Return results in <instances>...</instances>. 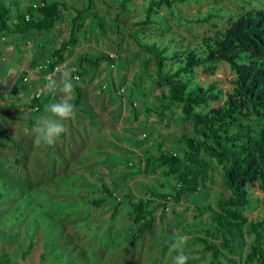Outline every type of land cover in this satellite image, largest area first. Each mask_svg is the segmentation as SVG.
Wrapping results in <instances>:
<instances>
[{
  "label": "rangeland",
  "instance_id": "obj_1",
  "mask_svg": "<svg viewBox=\"0 0 264 264\" xmlns=\"http://www.w3.org/2000/svg\"><path fill=\"white\" fill-rule=\"evenodd\" d=\"M57 1L65 5L62 8L64 29L52 34L43 31L24 35L15 43L16 47H12V38L8 36L0 41V68L4 70L0 72L2 88H5L6 80L11 79L10 73L14 74L10 70H17L18 82L26 85L20 93L16 90L17 97L11 94L0 99V103L6 105L4 108L0 104V127L7 128L21 146L18 151L9 141L0 140V194L3 197L0 200V242L22 245V234L28 241H34V229L40 228L45 261L50 264H172L175 256V250L171 248L172 238L180 233L187 237L183 251L188 260L193 264L210 262V252L204 254L203 245L193 240L204 237L205 234L197 230L210 223V212L200 214L198 208L216 206L218 199L231 195L222 182V167L213 161L211 180L195 196H189L180 204L171 199L165 203L166 208L159 205L164 204L163 199H154L155 204L151 205V208L156 207L153 231L146 233L135 245L131 244L134 221L131 202L141 198L153 199L150 189L171 192L175 184L171 177L163 175L161 167L147 164L148 155L157 154L155 144L158 137L167 149L181 156L186 146L179 139L187 136L197 140L192 121L184 120L179 106H173L164 113L163 120L149 110L159 105L157 97L162 90L157 89L156 82H153L157 72L154 61L143 73L148 54L136 39L142 44L152 43L166 48L171 54L197 51L204 38L226 29L229 20L213 19L212 23L220 27L216 30L196 19L203 17L211 8L238 17L243 12L244 0H194L171 10L162 7L161 17L156 18L153 26L146 27L134 24L146 16L151 0H135L130 12L124 14L119 8L122 5L120 0H93L91 12L102 18L103 32L90 13H85L82 28L77 33L79 43L67 56L66 68L72 69L80 56L95 59L101 54H114L115 66L111 69L109 61H105L102 70L86 67V79L92 80L86 86V93L93 107L83 106L74 112L71 119L64 121L65 131L54 145L37 146L33 130L37 120L47 115L45 110L32 113L30 122L23 110H15L19 114L23 111L18 118L10 113L11 109L21 105L29 97L30 90L40 93L42 102L47 105L56 101L49 98L45 88L33 83L37 76L42 75L36 72L37 68H32L33 62L37 60L44 66L46 58L60 46V42L70 38L75 9L84 10L89 6L87 0ZM259 1L264 3V0ZM0 4L23 14L27 7L40 4V0H0ZM45 42L50 44L47 43L42 50L38 44ZM121 76L126 81L120 80ZM234 77L235 73L227 63L220 64L215 75H206L200 68L193 76L199 85L217 83L224 92L232 89ZM116 78L117 85L126 90L124 98L120 95L121 89L114 97L111 92L103 93L106 90H102L104 86L112 90V81ZM137 80L136 89L133 83ZM76 96L74 91L73 103ZM121 97L122 112L114 117L119 112L116 109ZM130 100L137 104L138 118L133 116ZM217 105L211 104L213 107ZM103 185L119 198L97 208L91 202L107 198ZM251 198L252 204L245 214L250 218L262 216L264 190L259 184L251 189ZM116 206L118 209L114 212ZM251 239L247 236L244 245L235 242L233 253L225 252L227 259L221 258L222 263L245 264ZM6 248L4 245L3 250ZM10 259L13 264H18L20 252L11 250Z\"/></svg>",
  "mask_w": 264,
  "mask_h": 264
},
{
  "label": "trees",
  "instance_id": "obj_2",
  "mask_svg": "<svg viewBox=\"0 0 264 264\" xmlns=\"http://www.w3.org/2000/svg\"><path fill=\"white\" fill-rule=\"evenodd\" d=\"M87 1L89 3L87 9H75L69 31L70 38L60 42V46L48 55L44 66L39 65L37 60L33 62L32 68H39L41 77L49 76L57 67L66 64L67 56L73 53L72 47L79 43L77 33L82 28L81 21L85 13H90L96 26L103 32L102 18L91 12L93 0ZM134 1L120 0L121 13L130 12V6ZM189 1L194 0H151L146 9V16L135 22L134 26H153L156 18L161 17L162 7L171 10ZM62 8H65V5L60 1L40 0V4L29 6L20 14L12 11L11 7L0 4V41L8 36L17 43L20 37L30 33L44 31L52 34L58 29H64ZM16 9L18 11V7ZM241 9L243 12L235 17L233 14L223 13L220 9L211 8L203 17L196 19L213 26L216 30L220 27L212 23L213 19L229 20L226 29L204 38L202 46L197 51L186 50L171 54L166 48L152 43L142 44L136 39V43L148 54L143 73L154 61L157 72L153 76L155 78L153 82H156L157 89L162 90L157 97L159 105L149 110L156 112L163 120L164 113L173 106H179L184 120L192 121L197 140L182 136L179 140L186 149L181 151L183 155L181 156L167 149L158 137L159 141L155 144L157 154H149L147 164L153 163L161 167L163 175L171 177L175 184L171 192L162 193L150 189L153 199L141 198L137 202H131V214L134 215L132 245L154 229L156 207L151 208V205L155 204L154 199H163L164 204L159 205L166 208L165 203L171 199L180 204L189 196H195L202 187L206 188L211 180L213 161L222 167V182L231 195L218 199L216 206L198 208L200 214L210 212V223L197 230L203 232L205 236L193 238L195 242L203 245L204 254L206 252L211 254V261L202 264H223L221 258L227 259L225 252L233 253L235 242L239 245L246 244L247 236H251L252 239L244 263L264 264V213L255 218L245 214V210L252 204L251 189L259 184L264 190V3L259 0H244ZM59 24H62V28H59ZM47 43L50 44L45 42L38 45L44 50ZM158 48L161 50L155 51ZM105 61H109L111 67L115 66L116 59L111 55L101 54L95 59L85 55L77 58V64L71 69L73 77L80 78L73 80L77 95L74 100V112L83 106L91 105L87 102L88 98L82 87L88 74L86 67L98 69ZM222 63H227L235 73L230 91L224 92L217 83L212 82L203 86L195 82L193 76L196 75L197 69H203L206 75H215ZM24 76L25 74L21 78L24 79ZM122 79L126 81L123 76L120 77V80ZM137 83L138 80L133 83L136 89ZM104 89L106 90L103 93L111 92L114 97L122 88L116 81H112V90L109 91L110 87L106 86L102 90ZM30 91L29 96L34 90ZM37 94L33 92V96L26 104L31 114L43 112L47 105L42 102L41 94L39 93V97ZM59 94L54 97L49 94V98L57 100ZM123 98L118 100L120 104L116 112L119 111V114L114 117H118L122 112ZM212 103L218 105L213 107ZM129 106L133 116L138 118L137 104L130 100ZM0 140L9 141L18 151L21 150V146L7 128L0 127ZM102 189L107 198L91 202L97 208L119 198L106 185H103ZM2 198L0 194V200ZM117 209L118 206L114 212ZM173 254L177 255V252L174 251ZM6 258L8 255L4 254L0 264H9L4 262ZM187 264L193 263L188 260Z\"/></svg>",
  "mask_w": 264,
  "mask_h": 264
},
{
  "label": "clouds",
  "instance_id": "obj_3",
  "mask_svg": "<svg viewBox=\"0 0 264 264\" xmlns=\"http://www.w3.org/2000/svg\"><path fill=\"white\" fill-rule=\"evenodd\" d=\"M73 70L65 69L60 72L59 79L50 77L45 85V90L53 97L60 93L61 98L45 107L47 115L42 116L36 122L34 128V143L37 146L54 145L57 139L64 133V121L72 118L75 110L74 84L75 77L72 75ZM187 243V237L183 234L176 233L172 238L171 248L177 252L172 258V264H187L189 259L184 254V246Z\"/></svg>",
  "mask_w": 264,
  "mask_h": 264
},
{
  "label": "crops",
  "instance_id": "obj_4",
  "mask_svg": "<svg viewBox=\"0 0 264 264\" xmlns=\"http://www.w3.org/2000/svg\"><path fill=\"white\" fill-rule=\"evenodd\" d=\"M12 43H13V46L12 47H16V44H15V40H11ZM0 47H1V44H0ZM17 64V63H16ZM104 66V64L102 63V65L98 68L102 70V67ZM17 67V66H16ZM66 68V64L63 65L62 68L56 70L54 73H51L49 76H45V77H41V76H37L35 78V81L33 82L35 85H37V87H40V88H45V85L48 83V79L50 77H54V78H59L60 76V72L63 71V69ZM113 67H111L112 69ZM68 69V68H66ZM88 70V69H87ZM4 70L2 68H0V72H3ZM11 72H14V74H11L10 73V78L11 79H8L6 80V84L4 85L5 88H2V85L0 83V99H2L5 95H11V94H15L16 97L18 95V93L16 92V90L19 91V93L22 91L23 89V86H26L24 84H21L18 82V71L17 70H10ZM36 72L38 73L39 72V68L36 69ZM115 73V72H114ZM7 74H8V71H7ZM105 75V73H104ZM116 76V75H115ZM18 77V78H17ZM48 78V79H47ZM86 79V78H85ZM116 82H117V78L114 79ZM92 81V80H87L86 79V82H84L82 84V87L84 88L85 92H86V89H87V85L88 83ZM42 88V89H43ZM25 89H27L25 87ZM62 94H59V96L61 97ZM87 95V93H86ZM33 96V92L30 94V96L25 100L23 101V103L20 105V104H17L15 109H11V112L12 115H15L14 117H20L22 112L24 111L25 114L28 115V120L30 122L31 119H30V115H31V110L30 109H27L26 107V104L29 102L30 98ZM58 96V97H59ZM98 96V95H96ZM87 98H88V95H87ZM89 104H91L90 106H87L89 107V109H91L93 107L92 103L88 100L87 101ZM2 106H4V108L6 107L5 103H0ZM25 109H27V111H25ZM15 110H18V111H21L23 110L20 114L19 113H16ZM23 115V114H22ZM42 230L40 228H35L34 229V233H33V237H34V242L33 240L32 241H28V238L22 234L20 240L22 242V245L19 244H11V243H6V244H2L0 242V261L2 260V257L4 256V254H7L8 255V258H6V260H4V262H9V264H13L11 259H10V252L11 250L12 251H17L20 252V260L18 262V264H50L49 261H45L46 260V253L44 251V243L42 241V237H43V234H42ZM4 245L6 248V251H4ZM45 261V263H44Z\"/></svg>",
  "mask_w": 264,
  "mask_h": 264
},
{
  "label": "built area",
  "instance_id": "obj_5",
  "mask_svg": "<svg viewBox=\"0 0 264 264\" xmlns=\"http://www.w3.org/2000/svg\"><path fill=\"white\" fill-rule=\"evenodd\" d=\"M27 18H29V17H27ZM111 57H115V55H114V54H111ZM62 67H63V66H62ZM62 67H61V68H62ZM58 69H60V67H57V68H56V70H58ZM56 70H55V71H56ZM75 78H76L77 80L80 79L79 76H76ZM125 94H126V90H125L124 88H122V89L120 90V95H125ZM39 96H40V94L38 93V94H37V97H39ZM35 110H37V107L35 108Z\"/></svg>",
  "mask_w": 264,
  "mask_h": 264
}]
</instances>
